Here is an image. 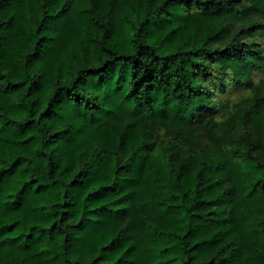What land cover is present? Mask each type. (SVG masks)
Wrapping results in <instances>:
<instances>
[{
  "label": "trees",
  "instance_id": "1",
  "mask_svg": "<svg viewBox=\"0 0 264 264\" xmlns=\"http://www.w3.org/2000/svg\"><path fill=\"white\" fill-rule=\"evenodd\" d=\"M0 264H264V0H0Z\"/></svg>",
  "mask_w": 264,
  "mask_h": 264
}]
</instances>
